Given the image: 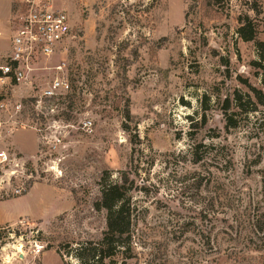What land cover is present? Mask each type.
I'll list each match as a JSON object with an SVG mask.
<instances>
[{
    "label": "rangeland",
    "instance_id": "rangeland-1",
    "mask_svg": "<svg viewBox=\"0 0 264 264\" xmlns=\"http://www.w3.org/2000/svg\"><path fill=\"white\" fill-rule=\"evenodd\" d=\"M51 1L72 37L34 61L31 84L4 92L23 109L2 116L0 212L14 220L0 225V264H65L61 245L100 238L99 180L125 170L138 186L126 264H264L252 233L264 220V106L238 108L264 93V0ZM246 16L254 41L238 34ZM16 29L0 21L3 54ZM56 78L71 92L37 106Z\"/></svg>",
    "mask_w": 264,
    "mask_h": 264
},
{
    "label": "trees",
    "instance_id": "trees-1",
    "mask_svg": "<svg viewBox=\"0 0 264 264\" xmlns=\"http://www.w3.org/2000/svg\"><path fill=\"white\" fill-rule=\"evenodd\" d=\"M220 3L222 0H213ZM251 9L256 11V8ZM241 27L238 34L242 40H256L258 28L256 23L246 16L241 20ZM257 50L259 61L256 65L263 71L264 82V41H257ZM254 101L250 95H246L248 104L252 105V109H244V105H238V108L244 112H258L257 105L264 106V93L261 90L252 89ZM244 95L238 94L237 101H241ZM51 100L49 102H53ZM229 106H227L226 110ZM228 114V111H226ZM125 115L130 119L129 109L125 111ZM238 121L234 115H228L226 119V129H236ZM197 162L199 158L196 159ZM100 198L94 203V209L98 212L106 213V230L97 240H85L77 243L66 242L58 249L65 264H126V261L132 259L135 227L137 225V208L134 206L133 193L137 190L135 179L132 172L120 171L119 176L105 171L99 180ZM252 233L264 235V220L256 221L253 225ZM210 241H208V244Z\"/></svg>",
    "mask_w": 264,
    "mask_h": 264
},
{
    "label": "built area",
    "instance_id": "built-area-1",
    "mask_svg": "<svg viewBox=\"0 0 264 264\" xmlns=\"http://www.w3.org/2000/svg\"><path fill=\"white\" fill-rule=\"evenodd\" d=\"M18 10L12 13L11 22L17 29L10 39L7 53L0 51V139L3 138V118L5 115H17L23 109L22 102H16L10 109L5 91H13L24 82H28L27 71L35 60L51 57L68 43L72 37L70 15L55 8L51 0H15ZM1 35V33H0ZM30 83V82H28ZM31 84V83H30ZM71 84L64 78H56L33 97L37 106L46 101L59 100L71 92ZM12 110V111H11ZM4 116V117H2ZM92 122L85 123L91 128ZM6 158V152L0 153Z\"/></svg>",
    "mask_w": 264,
    "mask_h": 264
},
{
    "label": "crops",
    "instance_id": "crops-1",
    "mask_svg": "<svg viewBox=\"0 0 264 264\" xmlns=\"http://www.w3.org/2000/svg\"><path fill=\"white\" fill-rule=\"evenodd\" d=\"M13 13L12 0H0V21L9 25ZM1 33V32H0ZM1 51V49H0ZM10 212H0V225L9 224L13 221Z\"/></svg>",
    "mask_w": 264,
    "mask_h": 264
}]
</instances>
